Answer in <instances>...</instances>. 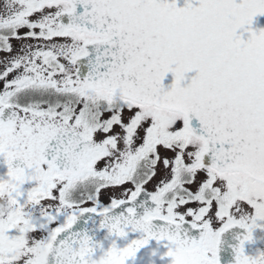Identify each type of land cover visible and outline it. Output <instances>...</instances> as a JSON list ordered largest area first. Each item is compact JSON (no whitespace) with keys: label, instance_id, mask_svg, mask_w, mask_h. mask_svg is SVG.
Returning a JSON list of instances; mask_svg holds the SVG:
<instances>
[{"label":"snow or ice","instance_id":"snow-or-ice-1","mask_svg":"<svg viewBox=\"0 0 264 264\" xmlns=\"http://www.w3.org/2000/svg\"><path fill=\"white\" fill-rule=\"evenodd\" d=\"M264 0H0V264H264Z\"/></svg>","mask_w":264,"mask_h":264},{"label":"water","instance_id":"water-1","mask_svg":"<svg viewBox=\"0 0 264 264\" xmlns=\"http://www.w3.org/2000/svg\"><path fill=\"white\" fill-rule=\"evenodd\" d=\"M257 20L260 22L261 26H264V17H257ZM231 257L226 253H221L222 264H228V261Z\"/></svg>","mask_w":264,"mask_h":264}]
</instances>
